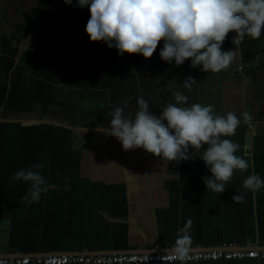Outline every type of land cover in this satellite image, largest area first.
Returning a JSON list of instances; mask_svg holds the SVG:
<instances>
[{
	"label": "crops",
	"instance_id": "crops-1",
	"mask_svg": "<svg viewBox=\"0 0 264 264\" xmlns=\"http://www.w3.org/2000/svg\"><path fill=\"white\" fill-rule=\"evenodd\" d=\"M87 12L73 0L53 22L48 9L39 18H24L0 0V73L8 71L0 82V257L171 249L189 219L191 250L264 248V188L252 193L242 186L253 173L264 179V35L245 37L226 70L204 72L202 66L192 68L191 60L180 66L163 61V41L150 59L120 56L116 48L92 42L85 31ZM235 35L229 33L223 51L235 47ZM16 70L23 79L13 76ZM188 76L197 82L191 91L183 85ZM176 91L189 97V105L212 104L218 114L232 111L241 119L230 139L241 145L236 155L248 153L251 167L236 171L221 194L207 190L202 178L212 174L199 155L169 161L142 148L124 151L107 136L115 107L134 116L142 96L159 116L175 102ZM70 95L74 109L67 103ZM245 112L252 117L247 122ZM38 162L48 182L60 187L25 206L21 197L30 182L11 177ZM65 178L70 191L62 190ZM238 194L244 203L233 202ZM183 264H264V259Z\"/></svg>",
	"mask_w": 264,
	"mask_h": 264
},
{
	"label": "clouds",
	"instance_id": "clouds-1",
	"mask_svg": "<svg viewBox=\"0 0 264 264\" xmlns=\"http://www.w3.org/2000/svg\"><path fill=\"white\" fill-rule=\"evenodd\" d=\"M64 3L71 5L73 0ZM77 7L89 8L85 31L92 42H104L110 49L116 48L120 56L127 53L150 59L163 41L159 52L163 61L169 64L175 61L180 66L191 60L192 68L202 66L204 72L226 70L245 37L256 40L264 35V0H77ZM232 32L236 33L232 39L235 47L223 51L222 46ZM195 83V78L188 76L183 85L191 91ZM172 95L175 102L167 103L159 116L150 111L142 96L137 100L134 116L125 115L122 107H115L109 113L107 136L115 137L124 151L142 148L169 161H188L199 155L212 174L202 178L207 190L225 192V185L236 171L246 172L251 167L245 158L248 153L236 155L241 145L230 139L241 124L240 117L232 111L218 114L212 104L189 105V97L180 91ZM241 115L245 122L252 119L246 112ZM43 167V162H38L11 177L14 181L30 182L26 195L21 197L25 206L39 202L42 194L60 187L41 174ZM68 179L65 178L63 191L71 190ZM242 186L256 193L264 188V179L253 173L243 180ZM232 199L236 203L245 202L243 194ZM191 226L189 219L178 230L170 250V255L182 264L191 251Z\"/></svg>",
	"mask_w": 264,
	"mask_h": 264
},
{
	"label": "built area",
	"instance_id": "built-area-1",
	"mask_svg": "<svg viewBox=\"0 0 264 264\" xmlns=\"http://www.w3.org/2000/svg\"><path fill=\"white\" fill-rule=\"evenodd\" d=\"M244 67L240 66L242 70ZM249 246V245H248ZM171 249L156 246L151 252L104 254H22L0 257V264H155L182 263L170 255ZM264 259V248L243 247L235 249L191 250L183 263Z\"/></svg>",
	"mask_w": 264,
	"mask_h": 264
},
{
	"label": "rangeland",
	"instance_id": "rangeland-1",
	"mask_svg": "<svg viewBox=\"0 0 264 264\" xmlns=\"http://www.w3.org/2000/svg\"><path fill=\"white\" fill-rule=\"evenodd\" d=\"M4 1V0H3ZM6 2L8 1V4L10 5H14L15 8L20 9V14H22L24 16V18H27L28 15L32 14L33 16H36L37 18L41 17V14L44 12L45 9L49 10V13L46 15L48 16V18L53 21V19H57L59 18L56 15H59L60 13V8L65 7L66 4L64 3V0H30L31 1V8H28V3L29 0H5ZM41 5V8H37V6ZM47 5V6H46ZM43 7H47V8H43ZM36 8V10H35ZM86 12V10H85ZM24 13V14H23ZM87 15H90V12L86 13ZM54 16V17H53ZM42 19V18H40ZM54 19V21H55ZM53 21V22H54ZM47 23V22H46ZM45 24V23H44ZM50 26V25H49ZM1 49V48H0ZM6 56V54H3ZM3 56V59L6 63H9V61L6 59V57ZM5 57V58H4ZM11 66V65H10ZM9 66H6V68H8ZM15 70V69H13ZM13 76H18L17 79H23L24 78V74H22L19 70L13 71ZM8 75V71L5 69L3 72L0 73V82L2 81V83L6 82V77ZM71 99L73 100V95L69 96V100H68V106L74 109V105H72L71 103ZM85 104L86 106L90 105V100L85 99ZM89 102V103H88ZM55 106V105H54ZM56 109V106H55ZM54 110V109H53ZM23 116V115H20ZM74 122V121H73ZM27 136H30L31 133H26ZM64 137V136H63ZM63 147V146H62Z\"/></svg>",
	"mask_w": 264,
	"mask_h": 264
},
{
	"label": "water",
	"instance_id": "water-1",
	"mask_svg": "<svg viewBox=\"0 0 264 264\" xmlns=\"http://www.w3.org/2000/svg\"><path fill=\"white\" fill-rule=\"evenodd\" d=\"M257 130H259V129L257 128ZM246 142H249V138L246 139Z\"/></svg>",
	"mask_w": 264,
	"mask_h": 264
}]
</instances>
